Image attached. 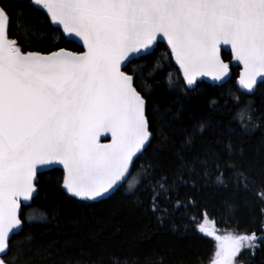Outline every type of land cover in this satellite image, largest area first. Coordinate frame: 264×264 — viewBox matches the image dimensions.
I'll return each mask as SVG.
<instances>
[{"label":"snow or ice","instance_id":"1","mask_svg":"<svg viewBox=\"0 0 264 264\" xmlns=\"http://www.w3.org/2000/svg\"><path fill=\"white\" fill-rule=\"evenodd\" d=\"M26 2L32 8L28 14L22 9L9 12L0 4V264H18L31 252L30 231L23 239L15 237L25 224L47 218L38 209L28 214L22 210V206L31 209L42 168L62 165L61 187L67 195L102 201L118 191L133 174L136 161L143 160L137 185L147 182L151 210L161 211L159 201L169 198L172 187L167 177L156 179L155 155L169 141L165 129L180 119L182 108L173 113L171 107L162 111L159 105L150 106L159 83L148 78L154 76L155 66L145 77L135 65V58L153 54L159 39L166 40L188 89L198 77L223 81L229 76L222 46H228L232 59L242 65L238 85L244 94L254 96L258 87H264V0ZM40 10L50 25L57 26L54 31L69 41H82L85 50L60 48L48 54L22 50L45 38L33 23ZM164 82L170 93L186 91L170 74ZM233 99L241 133L264 124V114H258L253 99L242 105L239 97ZM209 127L203 121L191 130L181 126L183 146L191 148ZM236 131L229 128L228 134ZM108 134L111 142L101 143ZM157 138L159 144L153 148ZM235 148L230 141L224 147L230 160L236 156ZM203 155L199 163L204 175L215 169L218 184H225L222 169H231L237 186L245 190L254 183L249 173L210 148ZM127 191H134V186L128 184ZM258 196L264 201V190H258ZM180 207L178 201L176 208ZM260 211L264 215V208ZM197 227L215 241L210 264H246L264 247V231L220 235L206 214ZM260 227L264 229V222Z\"/></svg>","mask_w":264,"mask_h":264},{"label":"trees","instance_id":"2","mask_svg":"<svg viewBox=\"0 0 264 264\" xmlns=\"http://www.w3.org/2000/svg\"><path fill=\"white\" fill-rule=\"evenodd\" d=\"M0 4L7 6L9 12L21 9L25 14L32 12L26 0H0ZM35 17L33 23L44 32L45 38L22 50L47 52L58 47L81 50L61 31H54L57 27L49 24L42 10ZM13 35L10 26V37ZM221 56L224 60L230 59L227 51L222 50ZM135 65L142 68L145 77L155 66L154 76L148 78L159 83L149 99L150 106L159 105L162 111L171 107L173 113L182 108L180 119L165 129L169 141L160 145L155 155L159 164L156 179L167 177L172 187L169 198L162 197L158 205L161 211L153 213L147 182L137 185L141 179L137 169L143 160L136 161L133 174L125 184L102 201L70 197L61 187V169L42 171L37 176V192L30 202L31 209L22 206V210L28 214L38 209L47 218L31 226L25 224L15 237L23 239L29 231L33 237L32 251L21 257L18 264H205L215 252V241L200 233L197 227L205 214L209 221L215 222L220 235L264 231L260 227L264 222L260 211L264 201L258 196V190H264V124L241 133L235 119L238 105L233 99L239 97L241 105L253 99L258 114H264V87H258L254 96L244 94L235 84L238 67H231L232 74L226 82L211 85L199 81L188 89L162 42H157L152 55L135 58ZM169 74L185 92L179 89L169 92L164 82ZM201 121L210 127L202 136H197L191 148L184 147L180 127L191 130ZM229 128L237 129L236 133L229 135ZM229 141L236 146V156L231 160L224 152ZM158 144L159 138L152 140L153 148ZM205 148L216 152L223 161L240 166L254 183L247 190L237 186L231 169H222L223 185L216 182L215 169L209 168V175L205 176L199 163L205 159ZM131 181L135 185L130 192L127 186ZM178 201L181 207L177 209ZM246 264H264V247L257 249Z\"/></svg>","mask_w":264,"mask_h":264},{"label":"water","instance_id":"3","mask_svg":"<svg viewBox=\"0 0 264 264\" xmlns=\"http://www.w3.org/2000/svg\"><path fill=\"white\" fill-rule=\"evenodd\" d=\"M43 11V10H42ZM46 14V13H45ZM52 26H54V27H57V26H55V25H52ZM62 33V32H61ZM63 35V34H62ZM66 39H67V37L65 36V35H63ZM73 41H75L82 49L80 50V51H73V50H69V49H67V48H65L66 50H69V51H73V52H77V53H79V52H82V51H84L85 49L83 48V44H82V41H79L78 39H74ZM158 42H162V43H164L165 45H166V47H167V50L169 51V53H170V48L167 46V42H166V40H163V39H159L158 40ZM154 47H155V45H154ZM60 48H64V47H59V48H56V49H54V50H50V51H47V52H42V51H39V52H41L42 54H48V53H50V52H52V51H57V50H59ZM222 50H225V51H228V52H230V48L228 47V46H222ZM25 51H37V50H25ZM170 55H171V53H170ZM230 55H231V53H230ZM172 58V57H171ZM223 59V58H222ZM172 61H173V63L176 65V67L178 68V71H179V73H180V75H181V78H182V80H183V73H182V71L179 69V65H177L176 63H175V60H174V58H172ZM226 63H229V76L228 77H226L223 81H215V80H213L210 76H202V77H198L197 78V81H205V82H208V83H210V84H221V83H224L230 76H231V73H232V71H231V69H230V66H239L240 68H239V70H238V75H237V77L235 78V83H236V85L238 86V88L240 89V87H239V85H238V79H239V75H240V72L242 71V65H239V63L238 62H236V61H234L233 59H232V57H230V61H226V60H224ZM183 83L185 84V86L187 87V85H186V82L183 80ZM194 87V86H193ZM188 88V87H187ZM241 90V89H240ZM243 91V90H242ZM100 142L101 143H110L111 142V136H110V134H108L106 137H101V140H100ZM54 167H57V168H60L61 170H62V174H63V168H62V165H55V166H50V167H46V168H42L41 170H40V172H42V171H45V170H48V169H51V168H54ZM62 178H63V175H62ZM38 179V178H37ZM61 184H62V180H61ZM37 187V186H36ZM34 195H35V193H34ZM212 260V258L207 262V263H205V264H210V261Z\"/></svg>","mask_w":264,"mask_h":264},{"label":"rangeland","instance_id":"4","mask_svg":"<svg viewBox=\"0 0 264 264\" xmlns=\"http://www.w3.org/2000/svg\"><path fill=\"white\" fill-rule=\"evenodd\" d=\"M130 184H132L133 186L135 185L134 181H131Z\"/></svg>","mask_w":264,"mask_h":264}]
</instances>
